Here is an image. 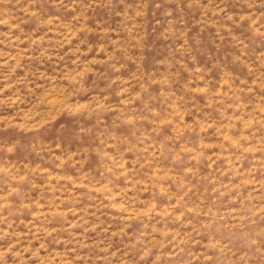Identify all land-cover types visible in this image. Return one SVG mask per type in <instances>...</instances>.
<instances>
[{"label": "rangeland", "instance_id": "rangeland-1", "mask_svg": "<svg viewBox=\"0 0 264 264\" xmlns=\"http://www.w3.org/2000/svg\"><path fill=\"white\" fill-rule=\"evenodd\" d=\"M0 264H264V0H0Z\"/></svg>", "mask_w": 264, "mask_h": 264}]
</instances>
